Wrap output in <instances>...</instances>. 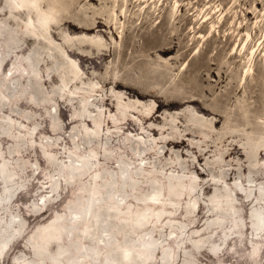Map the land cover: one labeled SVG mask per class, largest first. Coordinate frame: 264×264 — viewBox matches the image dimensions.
<instances>
[{
  "label": "rangeland",
  "instance_id": "rangeland-1",
  "mask_svg": "<svg viewBox=\"0 0 264 264\" xmlns=\"http://www.w3.org/2000/svg\"><path fill=\"white\" fill-rule=\"evenodd\" d=\"M51 1L43 0V10ZM55 1L60 16L31 40L28 14L0 0V173L7 183L0 177V244L16 235L0 264H110L113 253L140 252L142 241L152 239L158 248L147 264H162L163 252L166 264H264V229L256 230L252 218L253 211L264 217V105L260 148L243 111L244 104L264 99V0H179L184 19L176 47L162 57L142 51L144 40H153L146 25L126 30L121 40L105 25L84 30L71 22L83 8L109 4ZM174 1L165 5V17ZM129 8L137 13L133 4ZM202 9L216 11L214 22L226 15L204 44L197 37L207 35V27L189 32ZM248 32V52L263 44L253 63L255 79L244 89L239 77L247 56L231 53ZM154 36L157 44L169 42ZM199 47L201 57H193ZM212 57L227 66H212L211 77L197 75ZM164 61L167 67L160 66ZM67 63L85 86L100 82L102 88L65 87ZM199 88L203 103L180 97H197ZM228 91L240 92L226 105ZM82 158L92 167L85 175L83 161L80 171L72 167ZM89 200L98 204L94 211L101 206L112 216L100 227L89 223L84 238L81 211Z\"/></svg>",
  "mask_w": 264,
  "mask_h": 264
},
{
  "label": "bare ground",
  "instance_id": "bare-ground-1",
  "mask_svg": "<svg viewBox=\"0 0 264 264\" xmlns=\"http://www.w3.org/2000/svg\"><path fill=\"white\" fill-rule=\"evenodd\" d=\"M87 1L92 2L94 0H87ZM97 1H99L100 4H104L105 6L108 4L110 6H108L106 8V10L100 9V8L99 9L94 8L92 10H91V8H83L78 12L80 14V17L78 16V14H77V16H73L71 18V20H72L71 22L75 26L79 27L80 29H84V30L98 29L99 26L96 25L97 23L102 24L103 26L105 25L108 27V29L111 30V32L116 33L121 40H123V37L125 35L126 30L133 28V30L139 31V30H141V28L144 25H146L148 31H150V35H151L150 37H152L153 40L150 41L147 39V41L150 44H146V40H144V44H143L144 46L143 45L140 46L144 53H147L148 51L149 52L153 51L151 53L156 54L157 57H162V56L167 55L168 53L172 52L173 49H175L176 45L173 43V40L176 39V36H178V34L180 32V28L178 26V23H180L184 19V18L183 19L179 18V15H180L179 11H181V8H182L179 0L174 1L173 12L168 17H165L166 12H165V8H164L165 5H167L168 0H97ZM9 2L11 5L14 6L15 10L25 11L28 14L29 18H28V21L26 23V28L32 37L31 40H37V38H38L37 37V34H38L37 29L48 30V27L50 26V24L53 21L57 20V18L60 16V10L56 5L57 1H55V0H52L51 2H49L47 4V7H48L47 10H43V6H42V4L44 3L43 0H9ZM132 4H133L134 8H137V13H133L130 11L129 7ZM88 14H91V15H88ZM215 14H216V11L211 10L210 12H207V9L206 10L202 9L201 13L198 16H196V18L194 20L196 26L194 24V26H192L190 31H189L190 33H196V29H202L204 27H207L208 28V32H207L208 34L207 35L199 34L197 37L198 39L201 40L202 44H204L209 38H212L215 35V33L217 32V29L220 27V25H222L225 21L224 18L226 15H223V17H221V19L217 22L212 21ZM188 16L191 17V16H193V14L192 15L189 14ZM123 19H124V21H122ZM36 21H37V25H36ZM164 21L166 22L165 26H163ZM154 35H161V36L165 37L166 39H168L169 42L165 45L157 44ZM84 36L85 37L82 40H85V39L88 40V36L86 34ZM217 36H219V35H217ZM252 38H253V36L251 33H249V32L246 33V37L243 40L242 44L239 43L238 45H236L232 49V53H231V56H233V55L237 56L238 55L237 57H244L245 54L247 56L246 62H245V64H246L245 70L243 71V73L239 77V81L242 85V88L244 87V89H245V86H246L248 80H250V79L254 80L255 79V73L253 71V63H255V57H257L258 50L260 49V47L263 44L262 40H259L252 48H250V50L248 52V48H249V45L252 41ZM195 39H196V37H195V35H193L191 41L194 42ZM134 42L136 43L135 39H134ZM66 43L69 46H71L72 39H67ZM91 43H93V47H94L95 51L96 50L102 51L100 49V46L98 45V43H94V42H91ZM81 44L82 45L87 44V41L86 40L81 41ZM192 44L193 43H191V45ZM96 46H99V47L95 48ZM202 46L203 45H201L200 47H202ZM240 46H241V48H240ZM200 47L195 51L193 57H201V48ZM123 51H124V49H122V47H121L120 52H123ZM190 64H191V61L186 65V67L183 68V70L189 69ZM220 64H222V63L216 61V59L214 57H212L210 60L206 61L205 66H203L202 68H199V69L197 68V75H201V76L205 75V76L211 77L212 73H213V71H212L213 67L212 66L218 67ZM67 65H68V70H69L70 76H69L67 82L65 83V87H69L70 85H75V84L80 82L83 86L81 88L76 87L75 91H93L92 93H95L96 91H99L100 88H102L100 82L99 83L95 82V84H93L92 86H89V87L85 86L86 84H85V82L82 81V77L79 74L80 71H78V69L74 66V64L67 63ZM162 65H164L166 67L168 66L165 61L160 66H162ZM223 65L227 66V63L225 62L222 64V66ZM257 67H259V66H257ZM125 69L127 70V72L130 70V68H128V67ZM218 69H219V67H218ZM170 70L171 69L169 67L168 72ZM160 73H162V70H160ZM143 76L146 77V74L144 72H143ZM167 77H168V74L165 75L164 78H167ZM119 78H120V76H115L111 80L112 83L114 84V87H119V86H121V84H123V82L120 81ZM219 80H220V78H219ZM163 82H164V80L161 83H163ZM124 85L127 86V84H124ZM209 90H211V93H215V91H213L211 88H209ZM235 92L239 93L240 91H228L227 92V94L222 98L224 104L227 105L229 103V101L232 97L231 95ZM245 92L248 93L249 91L247 90ZM259 93H262V92H259ZM197 94H198L197 97H193L191 95H182L180 97L183 99L189 98V99H193V100H200L201 103H203L205 101L203 99L204 98L203 97V94H204L203 89L201 88ZM258 97H261V96H258ZM253 104L254 105H250V104L246 103L243 105V109H244L243 111L245 113L244 125L251 126L253 128L254 133L257 135L255 145L257 148H260L261 146H263L261 144V141H260V134H261V130H262V126L260 124L262 123L263 110L260 108V106L264 105V99L258 98L253 102ZM197 120L200 121L199 119H197ZM242 121H244V120H242ZM263 122H264V120H263ZM86 159L87 158H82V160H77V159L72 160L73 162H76L73 165L71 162L72 167H74L73 169L74 170L77 169L78 171H80L78 169L79 168L78 162L83 161L85 163L84 168H83L82 172L80 173L81 175L88 174V172L92 168V167H90L91 164H90L89 160L88 159L86 160ZM123 175H125V172H123ZM0 177L3 180L2 184H4V185L7 184L4 176L1 173H0ZM9 178H10V176H9ZM8 182L10 184L11 180ZM9 187L10 186H8L6 189H8ZM96 192H97V189H96ZM96 192H93V193H96ZM157 195H158V192H154V194L150 197L151 200L149 201V203L155 204ZM9 200H10V198L6 199L7 202ZM44 201L45 200L42 199L43 204H44ZM94 205H98L96 203V200H89V202L85 205L86 208H83V210L81 211V214L85 213V220L84 221L86 224H85V229L83 230V232L86 233V235L82 234V236L84 238H87V232L91 230V225L89 223L93 224V227L94 226L100 227V225H102L104 223V220L106 218L110 219V215L112 216L111 212L105 210L101 206H99L100 208H97L94 211L93 210ZM262 214L257 212V211L252 212V218H253L254 227L256 230L260 229L261 227H263V229H264V221H263L264 217ZM76 217L77 216H74V218H76ZM159 219H160V215H158V220ZM52 223L53 222H51L49 225H50V227L53 228V231H54L53 236H55V238H58V236H57V234H58L57 229L58 228L55 225H53ZM47 230H48V228H46V227L41 229V231L43 233H45ZM42 235H44V234H42ZM15 236L16 235H14V238L11 239L10 243L8 242V240H7V242L5 240L0 244L1 245L0 246V256H2L3 252H6L9 249L10 245H12V243L15 241ZM43 238H44V236H43ZM50 239H52V238H50ZM35 248H37L36 245H35ZM141 248H142V250L140 252H137V250H135L134 248L128 247V248L123 249L122 251H118L116 253H113L114 255H112V257H110L108 259V262H110V264H138V263L139 264H147V262L150 260L151 256L154 254L153 250L155 248H158V242L155 239L148 240V241L143 240ZM93 251L96 252V254L94 255L95 258H98L99 257L98 249L93 248ZM81 252H85V251L83 249H81ZM60 253L62 254V252H60ZM161 257H162L161 263L166 264L163 262V257H166L167 260H169L168 253L163 252ZM52 260H53V262H55L54 261L55 258L54 259L52 258ZM69 264H74V262L69 261Z\"/></svg>",
  "mask_w": 264,
  "mask_h": 264
}]
</instances>
